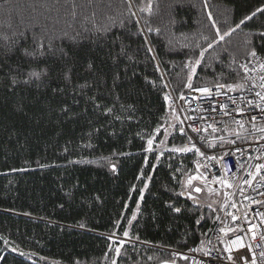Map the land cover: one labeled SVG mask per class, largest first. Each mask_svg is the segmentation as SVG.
<instances>
[{"label":"trees","instance_id":"trees-1","mask_svg":"<svg viewBox=\"0 0 264 264\" xmlns=\"http://www.w3.org/2000/svg\"><path fill=\"white\" fill-rule=\"evenodd\" d=\"M258 8L264 0H0V264H157L160 247L202 242L215 210L181 195L196 154L172 149L187 136L169 134L161 151L147 140L169 112L165 82L178 96L189 61L199 86L239 83L238 62L253 49L264 58ZM34 38L53 50L25 56ZM125 231L142 244L104 235Z\"/></svg>","mask_w":264,"mask_h":264},{"label":"built area","instance_id":"built-area-1","mask_svg":"<svg viewBox=\"0 0 264 264\" xmlns=\"http://www.w3.org/2000/svg\"><path fill=\"white\" fill-rule=\"evenodd\" d=\"M261 63H264V58L258 53L257 58L248 55L238 62L242 77L239 83L243 84L244 87L236 91H229L226 87L217 90L215 85H199L193 86L192 89L185 87L176 96L165 82L164 97L165 95L169 97L168 100H165L168 111H172L179 121L180 128L183 127L187 135L192 136L193 142L196 143L197 147H200L201 151H205L209 156L215 155L217 157L230 150L235 152L236 148H240L241 151L235 152L234 156H226L223 163L207 161L203 157L196 155V162L199 161L201 165H207V167H201L199 171L209 177V186L214 189L212 192H220L219 219H216L210 234L197 245H190L186 248L160 247L161 250L168 253V258L159 261L157 264H165V262L166 264H244L243 258L248 257L250 260L252 251L257 253L258 264H264V260H259V252L264 250V216L258 214L264 213V204L252 203V200H264V196L260 195L261 192H264V182L257 177L252 186L243 183L244 179L247 178V172L255 170V164L264 163V139H260L261 134L252 128V123H255L257 128L264 127V112L255 108L254 105L249 106L247 104L248 99H257L255 93L261 91L258 87L262 83L260 77L264 76V70L259 67ZM245 64L248 66L249 71H245L241 67V65ZM253 85L257 86L254 87ZM203 87L211 88L213 96L206 97L200 92L193 90ZM217 91H219V95L216 94ZM181 96L184 98L181 99ZM229 97L236 99L237 104L233 105ZM241 97H244V99L241 100ZM220 103L228 105L227 110L231 113L230 115H224V110L219 108ZM237 106L244 108L245 111L243 113L233 111ZM211 107H215L217 110L213 112L210 110ZM252 116L256 117L254 122H251ZM237 120L244 124L243 130L236 125L235 121ZM189 125L200 127L201 129L208 125H213L217 131L212 132V129L208 128L207 132L195 133L192 132ZM226 128L227 131H225ZM231 131H233V134H229ZM235 132H239L240 135L236 136ZM200 136H204L206 138L205 141H201ZM221 136L225 137L223 146L217 140L216 147H207V142L213 137ZM227 140H235V144H229L226 142ZM249 157H252V159H249ZM257 157H260V159H256ZM237 160L243 167L237 165ZM225 165L230 166V170L225 168ZM249 165H252L251 169H249ZM196 174L195 164V172L191 175ZM212 175L228 179L233 187L224 189L219 184L211 183ZM185 181L186 179L183 183L182 193H184L183 196L189 198V188ZM193 184L203 187L200 181H193ZM241 188L244 190V195L251 197L250 200L243 199L239 191ZM205 191L209 192L207 188H203L200 193L193 191L192 195L196 197ZM225 191L233 195L226 199L224 196ZM232 202L236 203L235 208L231 207ZM232 215H235L238 219L233 221L231 219ZM251 225L256 227L249 232L248 228ZM229 228L233 229V231H227ZM221 229L225 231H221ZM123 233L112 232L104 235L115 246L142 244V242H139L131 235L125 237ZM253 233H255L254 237ZM237 236L242 237L240 244L244 245V247L231 243ZM248 245L252 246L251 249L247 247ZM229 248H231V251H228Z\"/></svg>","mask_w":264,"mask_h":264},{"label":"snow or ice","instance_id":"snow-or-ice-1","mask_svg":"<svg viewBox=\"0 0 264 264\" xmlns=\"http://www.w3.org/2000/svg\"><path fill=\"white\" fill-rule=\"evenodd\" d=\"M256 12H260V13L264 14V8H258L256 10ZM256 12H253L250 16L244 17V19L241 20L240 23L237 24L235 27L239 28L240 25L243 24L246 20H251L256 15ZM149 31H152V29H149ZM233 31H235V29L230 28L227 32H224L223 35H220V31H219V29H217V35H218L220 40H223L224 36L229 35ZM21 35H23V34H21ZM261 37L264 38V33H261ZM34 43H35V48L33 50L29 51L28 49H23V54L25 56L32 57L33 59H36L37 57H43V56L47 55L49 52H51L53 50V43H52L51 40L45 42L43 38H40L39 40H36L34 38ZM213 43H216V41H213ZM212 46H213V44L210 43L208 45V48H211ZM60 51L65 56L67 55V53H65L63 49H60ZM148 51L151 52L152 49L149 47ZM205 51H207V49L201 50V52H200V57L201 58L203 57ZM249 55L252 56L253 58H257L256 50L253 49L249 53ZM199 63H200V60L198 59L196 61V65H199ZM189 65L192 68V72L189 74L188 82L185 85V87L192 89L193 85H192L191 81H192V76L195 73V65H192L191 61H189ZM91 67H92V65L89 64V68H91ZM241 67H243L245 69V71H249L248 66L246 64L245 65H241ZM259 67H260V69L264 70V63H261L259 65ZM49 71H50V69L47 66L40 67V68H32L27 73V79L24 80V83H29L33 78H35L36 80H40L42 77L47 76L49 74ZM70 71L71 70L69 69L67 72L64 73V78L65 79H70ZM260 79H261L262 83L260 85H258V87L261 89V91H257L255 93V96H256L257 99H248L247 100V104L249 106H253L254 105L255 108L259 109L261 112H264V76H261ZM12 83L16 84L17 81L13 80ZM253 86L256 87L257 85H253ZM225 87L228 88L229 91H236L237 89H242L244 87V85L241 84V83L227 84V85H225V84H217V85H215V88L217 90L223 89ZM193 90L197 91V92H200L203 96H206V97L213 96V90L211 88L203 87V88H196V89H193ZM216 94L219 95L220 94L219 91H217ZM164 98H165V100L169 99L168 95H165ZM183 98L184 97L181 96V99H183ZM240 99L243 100L244 97H241ZM229 100L231 101V103L233 105L237 104L236 99H233L232 97H229ZM219 108L224 110V115L227 116V115L231 114L227 110L228 109V105L227 104L220 103L219 104ZM210 110L214 112L217 109L215 107H211ZM108 111L110 112L111 109H108ZM233 111H238L240 113H243L245 111V109L242 108V107L237 106L236 108L233 109ZM255 120H256V117L252 116L251 117V122H254ZM181 123H183V122L181 121ZM235 123H236V125L238 126L239 129H241V130L244 129L245 126H244V124L241 121L237 120V121H235ZM189 127L191 128L192 132H195V133H200L201 131L207 132L208 128H211L212 132H216L217 131V129L213 125H208L207 127L203 128V129H201L200 127L192 126V125H189ZM252 128H253L254 131H256V132L261 134L260 139H264V127L257 128L255 123H252ZM159 131H160V129L158 127L156 129V132L158 133ZM225 131H227V128L225 129ZM179 132L182 135L187 136L188 143L185 144L182 147H174L172 149L173 152H194V154L198 155L199 157H203L207 161H216L217 163H223L224 158L226 156H228V155H233L234 156L235 152H240L241 151L240 148H236L235 152H232L230 150L229 152H225L220 157H217L215 155L209 156V155H207V153L205 151H201L200 147H197L196 143L193 142L192 136L187 135V133L185 132V129L183 127L179 128ZM234 134L236 136L240 135L239 132H235ZM205 139L206 138L204 136H200V140L201 141H205ZM217 140L220 141L221 146H223V143L225 142V137H223V136H221V137H213L210 141L207 142V147L208 148L216 147V141ZM226 142L229 143V144H235V140H227ZM161 143H163V141H161ZM147 144H148V149L147 150L148 151H152L153 138H149L147 140ZM157 159H159V157H157ZM249 159H252V157H249ZM256 159H260V157H257ZM237 165L239 167H243V165L239 164V160H237ZM201 167H207V165H201V163L199 161H197L196 162L197 174L196 175H188L187 178H186V181H185L186 185L189 188V191H188L189 198L193 199L194 201H197V202H198V197H195V196L192 195L193 191L195 193H200L203 190V188H207V190L209 192L214 191V189L209 186V177L204 175V173L199 171V169ZM113 168H115V165H113ZM225 168L230 170V166L225 165ZM251 168H252V165H249V169H251ZM257 177H259L260 181L264 182V163L255 164V170L254 171L249 170L247 172V178L244 179L243 183L245 185L252 186L253 182L257 179ZM193 181H200L202 183L203 187L195 186L193 184ZM211 183L219 184L224 189H230V188L233 187V185L231 183H229L228 179L222 178V177L217 176V175H212L211 176ZM239 191H240L241 195L243 196L244 200H250L251 199V197H249L247 195H244L243 188H241ZM183 194L184 193H181V195H183ZM231 195H233V194L229 193L228 191L224 192V196L226 197V199L230 198ZM260 195L264 196V192H261ZM252 203L264 204V200H252ZM209 207H211V205H209ZM231 207L235 208L236 207V203L232 202L231 203ZM174 211L179 213L181 211V209L180 208H174ZM258 214L261 215V216H264V213H258ZM133 219H135V215L133 216ZM217 219H219V217H217ZM231 219L233 221H236L238 219V217H236L235 215H232ZM129 223H131V221H129ZM197 223H199V221H197ZM255 227H256L255 225H251L248 228V231L251 232L252 229H254ZM221 231H225V230L221 229ZM227 231H233V229L229 228ZM225 234H227V233H225ZM123 235L125 237H127L129 235V233L127 231H125L123 233ZM254 236H255V233H253V237ZM241 239H242V237L237 236L235 240L231 241V243L235 244V245H238L239 247H244V245L240 244ZM121 243H123V241H121ZM247 247L249 249H251L252 246L248 245ZM257 247H259V246L257 245ZM119 251H120V249L117 248L116 252L118 254H119ZM228 251H231V248H229ZM229 259H231V257H229ZM243 260H244V264H258L257 253L255 251H252L250 260H249L248 257H244ZM259 260H264V250H261L259 252ZM113 264H115V262H113ZM165 264H166V262H165Z\"/></svg>","mask_w":264,"mask_h":264},{"label":"rangeland","instance_id":"rangeland-1","mask_svg":"<svg viewBox=\"0 0 264 264\" xmlns=\"http://www.w3.org/2000/svg\"><path fill=\"white\" fill-rule=\"evenodd\" d=\"M179 126L180 124H179L178 119L176 118L175 115H173L172 111L169 110V112L167 113L166 119L161 127L162 134L159 137L158 141L153 140L152 149L156 148L157 150L161 151L163 148H165L166 136H168L169 134L173 132H178L180 134ZM156 134L158 135L157 132ZM229 134H233V131L229 132ZM161 141H163V143H161ZM187 143L188 141L185 144ZM196 197H198V201L201 202L202 204H205L208 206L211 205V208L215 210L214 220H216L220 214V204H221L220 192H206L205 191L202 194L197 195Z\"/></svg>","mask_w":264,"mask_h":264}]
</instances>
